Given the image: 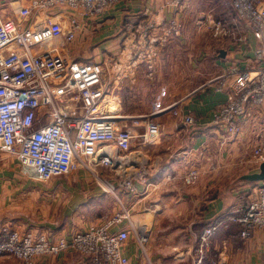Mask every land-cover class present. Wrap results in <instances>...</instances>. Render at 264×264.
<instances>
[{"label":"built area","instance_id":"2783aa9c","mask_svg":"<svg viewBox=\"0 0 264 264\" xmlns=\"http://www.w3.org/2000/svg\"><path fill=\"white\" fill-rule=\"evenodd\" d=\"M187 1L145 0L141 12L129 16L123 28L113 32L121 33L119 36H108L122 38L116 53L107 52L101 61H76L69 54L45 49L55 38L73 43L101 34L100 19L133 0H4L10 15L0 14V150L15 155L23 169L40 182L80 169L127 162L134 139L147 144L152 135L161 132L157 115L165 111L180 115L176 109L179 101L134 116L112 110L110 104L126 83L137 84L142 68L148 78L156 79L162 51L182 35L181 13ZM223 1L234 11L232 26L243 22L245 33L228 38L235 32L209 17L205 26L213 28L214 36L224 37L219 39H228L232 54L238 50L245 53L244 58L234 56L197 91L226 96L215 109L212 123L225 130L227 139L235 140L251 110L264 107V1ZM131 118L146 123L144 133L137 135L124 126ZM182 120L187 126L196 124L189 113ZM251 147L248 161L259 170L264 163V130L257 133ZM199 175L193 169L186 178L195 182ZM144 177L128 175L117 186L121 193L139 194L135 180ZM110 190L116 195L114 185ZM117 198L119 212L105 223L79 232L73 240L33 236L23 240L21 231L1 228L0 258L11 254L25 264H34L38 257L69 251L84 256L87 264H130L124 248L130 238L125 223L133 225L132 210ZM231 223L240 226V238L245 241L264 231V182L237 190L236 202L225 217L202 230L194 249L195 264H227L222 252L213 254V238L222 225ZM147 241L146 235H138L143 250Z\"/></svg>","mask_w":264,"mask_h":264},{"label":"crops","instance_id":"0c3cea01","mask_svg":"<svg viewBox=\"0 0 264 264\" xmlns=\"http://www.w3.org/2000/svg\"><path fill=\"white\" fill-rule=\"evenodd\" d=\"M141 2L142 0H133L131 3L121 4L115 10L113 17L118 19L124 14L125 16H122L128 21L129 16L141 12L143 5ZM190 8L188 2L183 5L181 14L184 20ZM227 8L232 10L223 1L220 9L225 12ZM232 12L233 14L227 15V17L232 16L229 19L231 22L235 18L234 11ZM181 37L174 38L162 51L156 82L149 81L145 68H142L137 84L132 86L126 83L121 91L113 96V102L110 104L112 110L128 114L142 108L141 105L144 107L140 111L148 113L156 107L171 104L175 100L179 101L177 110L180 115L175 116L173 111H165L157 115L155 121L160 124L161 132L152 135L147 144H142L140 138L134 139L132 153L127 154V163L131 162L126 166L127 175L135 177L139 169L146 171L143 181L135 180L139 194L133 195L127 191L121 193L125 204L132 210L133 225L125 223L130 238L124 248L130 264H195L194 249L198 236L216 219H223L236 202V185H233L232 179L237 176L236 174L243 175L245 169L251 173L256 172L255 165L247 164L251 155V146L257 140V133L264 130V107L262 110H251V115L244 119L242 135L235 143L226 145L223 133L212 123L215 109L226 99V96L222 93L202 92V90V93L195 91L191 94L193 90L191 86L199 80L198 75L204 76L208 75V72H215L213 71L215 67L221 69L217 70L220 73L234 56L243 59L245 53L236 50L232 54L233 45L228 39H217V43L223 42L219 47L212 44L211 38ZM104 41L99 50L108 53L117 52L119 38ZM195 41L198 42L197 50L200 48V43L207 49L208 58H202L206 61L199 60V54L193 47ZM222 50L226 52L224 57L220 55ZM183 51L186 52L185 57L189 64L190 62L192 64L187 69L180 66L183 57L180 55ZM207 64L211 65V70H207ZM178 74L184 75L183 81L177 79ZM188 113L196 120L193 126L183 123L182 115ZM129 121L127 126L137 135L145 132L144 121L137 120L138 123L133 121L132 125ZM140 158L144 161L143 164L140 163ZM246 165L249 167L245 168ZM193 169L200 172L195 182L186 178ZM67 183L62 184L61 187L68 188V193H72L70 187L78 186L70 180ZM33 185L37 184L32 183L29 192L32 199L34 193L38 194L33 189ZM100 195L99 199L104 203L107 195L104 193ZM33 202L30 203L28 211L26 200L22 202V199L18 198L13 203L10 198H6V192L0 194V220H13L18 229L24 230L29 226V222L36 223L41 219L37 222L40 224H37L36 230L48 231L41 227L46 225L43 223H46L48 217L39 218L38 210L33 208ZM23 204L26 205L27 215H23L24 211L21 210ZM101 206L103 207H100L101 217L106 218L107 215L103 216L102 213V209L106 207ZM16 207L18 214L13 216L9 210L15 211ZM240 230V226L234 223L222 225L213 238V254L220 255L222 252L227 264H262L259 260L264 254V231H257L252 238L245 241L240 238ZM138 235L148 237L144 250L138 242ZM157 247L160 249L159 252ZM241 250L244 255L241 254ZM252 250L254 253H251ZM254 258L256 260L252 261ZM0 264L23 263L19 260L1 258ZM34 264H87V259L79 253L64 252L59 256L39 257Z\"/></svg>","mask_w":264,"mask_h":264},{"label":"rangeland","instance_id":"374dc122","mask_svg":"<svg viewBox=\"0 0 264 264\" xmlns=\"http://www.w3.org/2000/svg\"><path fill=\"white\" fill-rule=\"evenodd\" d=\"M3 1L4 0H0V3H2L1 6H3L2 10L5 11L0 10V14L1 16L8 17L10 15L9 14L10 10L9 7L6 4H4ZM143 2H145V0H142L141 3ZM187 2L191 6V8L185 14L187 15L188 13L186 20H184V17L182 18V35H181L182 37L211 38L213 45L215 46L219 45V47H221L223 45V42L221 41L217 43L216 41H218L217 39L224 37L214 36L213 28L205 26L209 18L213 20L215 23L218 22V20L223 21L228 28H231V30L235 32V34H233L228 38H238L241 34L243 35V33H245V26L243 22L238 21L236 26H232V22L229 20L230 17L232 16L227 17V15L233 14L232 10L230 11V9L227 8L226 11L223 12L220 9V4H222L223 1L188 0ZM192 8L195 9L192 10ZM115 13H116L115 11L113 12L111 11L100 19L103 20L101 22L103 24L102 27L103 30L101 34H97L98 33L97 32L94 33V35H90L92 37L79 38L73 43H66L63 38H55L53 41H50L49 43L50 45L48 46V49L45 50L47 51V53L61 52L64 55L69 54L71 60H76V61L103 60L105 55L108 54L106 51L99 50L103 42H105L104 40H110V38H117V37H108V36L110 35L119 36L121 33H113V32L115 30H121L126 22L125 18L123 17L125 16L124 14H121V16L122 15L123 16L122 17L120 16V18L116 19L113 17L114 16L113 14ZM105 36H107V38H104ZM119 42L122 43V38H119ZM195 42L196 44L193 47L196 49L197 53L199 54V60L201 62L206 61V60H202V58L204 59L208 58L206 55L207 49L203 48L202 45L204 43V40L202 41V44L201 43L199 44L200 47L199 50H197L198 42L197 41ZM108 48L111 49V47ZM180 56H183L181 59V62L183 64L181 63L180 66H182L184 69H187L188 66H192L191 62L189 64V61L185 57L186 56L185 51H183V54H181ZM207 61L209 60L207 59ZM206 68L207 70H211V65L209 66L207 64ZM217 70H219V67H215V70H213L215 72H210V73L208 72V75H204V76L198 75L199 80L196 82H194L193 79L194 83L191 86V88H193V90H191V94L197 91L199 87L207 83V81L211 77H213L214 75L215 76L218 75L221 69L219 71ZM183 76L184 75L178 74L176 77L179 81H183L182 80ZM157 77L158 75L156 73L155 80H152L150 78L148 79L149 81L156 82ZM202 92L200 91L199 93ZM168 105L169 104L164 105L163 107ZM141 107L142 108L135 110L134 112H129L127 115L134 116V115L142 114L143 111L140 110L143 109L144 105H141ZM154 109H152V111ZM122 114L125 115V113ZM129 120L124 121L125 127L128 125L127 121L131 122V125L134 123L133 121H136L138 123L136 118H131ZM219 131L225 135L223 140H225L226 145H229V143L231 142L235 143L243 133L241 132L240 135L235 140H230L227 139L226 136L227 134L224 132L225 130L219 128ZM125 160H123L124 161L123 164H119V162H117V164L114 165L113 167L100 166L95 170H89V171L80 169L75 173H72L67 176L57 177L49 182H40L33 177L32 173L27 172L23 169V167L20 165V162L18 161L15 155L0 150V194H4V192H6V198L7 197L10 198V201L13 203L17 201L18 198H21L22 202L26 200L28 204V211L30 210L29 207L30 203L34 201L33 208H36L38 210L37 211L38 217L39 218L46 216L48 217L46 223H43L46 225L41 226L42 228L48 229V231L36 230L37 224L38 225L40 224L37 222H39V220L41 219L37 220L36 223L29 222L28 224L29 226L24 228V230L18 229L19 227L15 225V222L13 220L12 221L0 220V230L1 228L4 227L13 231L17 229L22 232L23 240H26V238H30L32 236L34 239H40L45 237L50 238L52 239L51 241H57L63 238L68 240H73L79 235V232L87 231L88 227L105 223L108 219L112 218V216H114L117 212L121 210L120 201L118 200L117 196H119L121 200L124 201V196L122 197V194L117 184H119L122 179H125L126 176H128L127 175L128 170H126V166H128L131 162L127 163ZM143 162H144L143 160L140 161L141 164H143ZM247 165L252 166L249 163V161ZM247 165L245 168L249 167ZM255 171L256 172L258 171L256 166H255ZM243 173H244L243 175L251 174V172L248 169H245ZM137 175L146 176V171H143V169L141 170L139 169ZM236 175L237 176L232 179L233 185L234 184L236 185L235 187L236 192L241 188H244L248 185H251L252 183H255L249 181L244 182L245 180H241V176L243 175L241 174L239 175L236 174ZM144 179L140 181H143ZM69 180L74 182L73 183L74 185H78V186L70 187L72 193H68L69 190L68 188L61 187L62 184L65 183L68 184L67 182ZM240 181L243 182L241 183L242 185L238 183ZM31 182L33 184H37L36 185L37 187L33 185V189L38 193V194L34 193L33 199L31 197L32 195L29 194L32 187ZM112 185L116 187V195H113V192L110 190V187H112ZM100 193H104L107 195V197H105L106 199L104 203H101L99 199V197L101 196ZM98 202L101 204H99ZM111 204H113L114 207L111 208ZM101 205L106 207V209H102V213L104 214L103 216L107 215L106 218L101 217L100 214V210H101L100 207H102ZM22 206L23 209L21 210L24 211L23 215H27L26 205L23 204ZM9 212L12 213L13 216L14 214H18V207L15 208V211L11 209L9 210ZM31 224H33L34 226H32ZM31 232H34V234H32ZM187 246H189V243H187ZM158 247H157V252H159L160 250ZM240 252L241 254L244 253L243 250H241ZM251 253H254V251L252 250ZM59 255H48L41 257H54ZM1 258H7L10 260H19L11 254H6ZM254 260L256 259L254 258L252 261ZM263 260H264V254L261 255V260H259V262L261 263V261ZM19 261L25 264L23 261L21 260Z\"/></svg>","mask_w":264,"mask_h":264},{"label":"water","instance_id":"95a60500","mask_svg":"<svg viewBox=\"0 0 264 264\" xmlns=\"http://www.w3.org/2000/svg\"><path fill=\"white\" fill-rule=\"evenodd\" d=\"M226 52L222 50L220 52L221 57H224ZM241 180L249 181V182H261L264 181V163L259 166V170L257 172L251 174H245L241 176Z\"/></svg>","mask_w":264,"mask_h":264},{"label":"trees","instance_id":"16d2710c","mask_svg":"<svg viewBox=\"0 0 264 264\" xmlns=\"http://www.w3.org/2000/svg\"><path fill=\"white\" fill-rule=\"evenodd\" d=\"M256 168L258 169V167H257V166H256ZM241 182H242V181H241ZM244 182H246V181H244ZM242 183H243V182H242ZM252 184H253V183H252ZM233 205H234V204H233ZM233 205H232V206H233ZM232 206H231V207H232ZM231 207H230V208H231ZM209 225H210V224H209Z\"/></svg>","mask_w":264,"mask_h":264}]
</instances>
